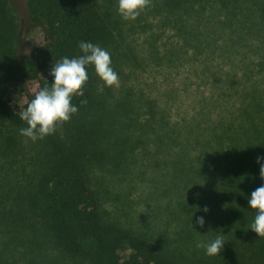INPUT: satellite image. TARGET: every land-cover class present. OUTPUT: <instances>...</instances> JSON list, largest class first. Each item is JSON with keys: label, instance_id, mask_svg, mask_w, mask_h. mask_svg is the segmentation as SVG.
<instances>
[{"label": "rangeland", "instance_id": "1", "mask_svg": "<svg viewBox=\"0 0 264 264\" xmlns=\"http://www.w3.org/2000/svg\"><path fill=\"white\" fill-rule=\"evenodd\" d=\"M83 2L101 26L94 44L111 54L120 83L106 86L88 68V102L35 142L19 132L26 122L12 125L0 115L2 264L89 262L86 249L79 257L65 252L28 204L38 179L57 172L82 176L106 222L171 251L181 264H264V237L249 228L256 211L248 205L264 184L257 163L264 157V0L239 4L229 22L214 3L203 16L150 0L125 20L118 0ZM25 3L0 0V20H24L15 43L21 72L43 42ZM12 83L4 99L23 111L36 82L23 75ZM226 147L234 150L227 156ZM245 163L251 178L241 172ZM217 235L226 240L220 255L196 247ZM128 252L123 245L122 256Z\"/></svg>", "mask_w": 264, "mask_h": 264}, {"label": "trees", "instance_id": "2", "mask_svg": "<svg viewBox=\"0 0 264 264\" xmlns=\"http://www.w3.org/2000/svg\"><path fill=\"white\" fill-rule=\"evenodd\" d=\"M248 1L257 0H168V3L177 8V12L183 9L185 12L193 11L203 16L207 6L218 4L217 11L223 10L226 22H229L235 18L238 5ZM25 4L30 26L40 29L43 42L31 50L23 72L17 67L15 43L24 20L21 21V25H12L0 20V115L12 125H22L25 122L20 119L21 111L13 110L9 101L4 99L5 90L10 83L21 81L23 75L27 80L35 81L37 89L30 96V101L47 81L52 82L50 71L54 63L63 57L72 58L81 54L79 42L88 41L94 44L101 27L97 15L91 7L84 4L83 0H26ZM261 10L263 12L260 13L264 17V8L261 7ZM210 16L216 15L210 12ZM10 93L14 98L21 95L18 86L13 87ZM90 96L91 86L88 80L84 86V96H74L72 102L80 110ZM82 100L86 103L81 104ZM243 127L244 125H241L240 129ZM229 149L233 150L226 147V156ZM240 157L245 162V158ZM241 172L252 177V170L247 163L241 167ZM241 179L245 181V178ZM27 197L31 210L45 222L65 252L79 257L85 249L87 250V254L90 255L87 264H181L171 251L152 244L115 223L106 222L100 215L94 191L78 174L71 172L44 174ZM123 245L129 249L125 256L121 254ZM192 264L204 262L195 261Z\"/></svg>", "mask_w": 264, "mask_h": 264}, {"label": "clouds", "instance_id": "3", "mask_svg": "<svg viewBox=\"0 0 264 264\" xmlns=\"http://www.w3.org/2000/svg\"><path fill=\"white\" fill-rule=\"evenodd\" d=\"M149 3L150 0H118V12L125 20H135ZM78 47L81 54L63 57L54 63L50 71L52 82L47 81L33 95L26 109L20 112V119L27 125L19 129L22 136L33 142L44 139L55 133L58 124L69 121L78 112V106L72 101L74 96H84V86L89 79L88 68H94L106 86H119V75L112 66L107 49L88 41H80ZM83 103L86 101L82 100ZM261 161L264 157H257L260 177L264 180V163ZM248 205L256 211L249 228L259 237H264V184L251 193ZM196 223L203 227L205 220L198 217ZM225 241L222 235H217L213 240L197 242L196 247L204 249L208 256H216L220 255Z\"/></svg>", "mask_w": 264, "mask_h": 264}]
</instances>
